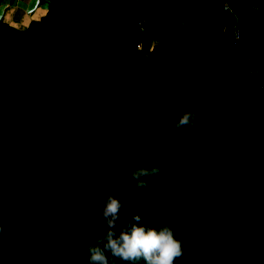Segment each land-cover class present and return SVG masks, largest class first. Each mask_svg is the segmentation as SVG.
Segmentation results:
<instances>
[{
  "label": "trees",
  "instance_id": "trees-1",
  "mask_svg": "<svg viewBox=\"0 0 264 264\" xmlns=\"http://www.w3.org/2000/svg\"><path fill=\"white\" fill-rule=\"evenodd\" d=\"M261 1L262 10L250 11L241 7L245 0H151L146 22L153 44L147 55L136 54L142 36L134 24V0H49L37 27L25 32L0 21V75L3 84L9 82L3 92L0 82V223L4 225L0 264H89L88 245L108 227L101 215L103 198L109 192L118 195L127 190L117 218L123 222L137 211L131 189L138 187L131 169L148 162L161 169L158 159L161 162L160 151L166 146L160 139L154 147L144 142L148 127L144 115L159 120L163 107L165 116L176 121L186 104L204 117V136L219 127V137L226 135L225 131H234L227 119L236 122V129L250 135L248 153L241 145L237 155L243 168L238 172L232 170L238 160L218 163L213 173L225 175L222 181L207 177L212 170L204 161L200 165L190 161L193 166L181 168L207 177L212 186L223 183L228 212L214 201L212 189L204 190L205 200L200 202L199 196H187L191 190L183 185L177 190L184 193L176 204L179 218L165 216V221H178V231L209 234L219 237V242L233 234L231 249L227 252L223 245L219 253L215 245L206 264H247L239 259L241 236L263 232L241 196L244 172L259 170L264 157ZM223 2L237 14V44L231 40ZM250 12L260 19L256 25ZM20 34L36 42H46L42 38L48 36L51 45L43 47L29 75L13 81L4 74L17 65L7 54L19 56ZM245 49L254 51L245 53L247 59ZM28 55L19 57L20 61ZM44 101L48 107L41 110ZM56 106L58 112L42 122ZM105 125L114 126L111 133L105 134ZM36 126L41 130L31 137ZM202 155L198 152L196 157ZM102 161L109 164L108 171ZM259 176L264 185V174ZM223 213H235V218H222ZM190 251L188 247L187 258L193 262ZM116 264L129 262L117 259Z\"/></svg>",
  "mask_w": 264,
  "mask_h": 264
},
{
  "label": "rangeland",
  "instance_id": "rangeland-1",
  "mask_svg": "<svg viewBox=\"0 0 264 264\" xmlns=\"http://www.w3.org/2000/svg\"><path fill=\"white\" fill-rule=\"evenodd\" d=\"M151 0H134V12L136 14L135 19V28L140 31L142 40L137 44L136 46V54L139 55L140 53H144L145 55L148 54L149 49L152 47V38L148 34L147 29V22H146V15H147V7L150 4ZM162 2H166V0H162ZM222 6H224V16L227 20L228 28L231 31V40L234 44H237V41L240 37V25L237 18V14L225 3H222ZM245 10L250 11H258L262 10V1L261 0H245L243 5L241 6ZM251 13V20L253 25H256L257 22H260L258 19L257 13L250 12ZM257 16V18H256ZM1 19V18H0ZM40 19H21V21L12 22L9 23L6 22L9 26H11L13 29L18 30L19 32H25L29 27H37L36 22H38ZM257 33V34H256ZM255 35H258V32H256ZM40 39V38H39ZM45 39L46 42L41 41H34V38L30 39L28 37H25V35L20 34L18 37V40L20 43H18V50H19V56L11 58V55L7 54L8 60L11 61L13 65L10 67V70L6 71V74L4 76H7L10 80H17L25 75H29L28 71L30 72L32 66L34 65V62L38 59L40 56L39 54L43 51L46 46L50 47L51 42L49 40V37L46 36ZM254 41L257 42V39ZM47 43V44H44ZM25 45V46H24ZM46 50V49H45ZM11 53V51H9ZM247 52H254L251 49H245L244 55L247 59ZM26 53L29 55L27 58L23 61H20L21 59L19 57L25 58ZM15 54V53H14ZM47 53H44L42 56L46 58L45 56ZM68 62L67 60L63 61V63ZM250 64V63H249ZM20 65V67L18 66ZM251 71L254 73H257L256 67L250 64ZM47 67L43 69L42 72H46ZM9 73V74H8ZM3 74L0 75V82L3 81ZM5 81V80H4ZM13 81L12 85L13 86ZM9 82H7L8 84ZM6 83H2V92L5 91ZM64 92L62 93V95ZM61 95V96H62ZM46 97H48V94H46ZM43 100V99H42ZM44 101L41 104V110H44L48 107V102ZM45 103V104H44ZM54 110L48 111V115H46L42 122L45 121L47 116H50L52 113L58 112L56 111L57 106L53 107ZM160 116L159 120H157V117L152 116H145L147 119V129L143 136V140L145 143H147V146L154 147V143L157 140H161L165 146L166 150L160 151L161 156V162L160 159H158V164L160 165L161 169L158 173L152 175L143 177L147 180L148 186L147 187H138L136 189H131V194L135 198V202H137L135 205L137 206V211L135 213L139 212L141 214V221L140 223L149 225V226H158L161 223H169L174 228V232L177 236V238L181 239L182 245L185 249L184 256L181 259L180 264H206V256L208 252H210L213 248H215V245L219 247V253H221V249L227 250L231 249V245L234 244L233 239H229L230 236H233L228 234V236H225L222 238L223 242H219V237H213L209 234H198L196 232H181L178 231V227H175V223L178 224V221L172 222L171 219H169V222L165 221V216L169 217H178V214H176V204L178 203V199L184 194L179 193L177 190H181L183 188V185L186 187L187 190H191L188 193H185L187 196H190V198L196 197L197 200H201L200 202H203L205 199L203 198L204 190L206 189H212L213 192V198L215 202H218L219 206L224 205V210L228 212L227 206H229L228 202L225 201L227 197H225V185L223 183L215 186H212L210 183L206 182L205 179L210 176H212L214 179L219 178L220 181L226 180L225 175H219L217 174L218 171L214 174L213 171H215V168L217 167L218 163L226 160H238V165L234 166L232 170H235L238 172L240 168H243L242 163L240 162L241 159H239V156L237 155L238 152L241 150V145L244 147L245 151L247 150L248 153V144L249 141L247 140L250 135L247 134L243 128H238V125L236 122L231 119L229 120V126H233L234 131H225L226 135H221L219 137V133L222 131L221 127H219L218 131H211L208 136H204L202 133L205 129V119L204 117L201 118L200 115L197 116V119L194 122L193 126H182L180 128H177L175 126V120L168 119L166 115L165 108H160ZM172 112V111H171ZM172 113H170L171 115ZM202 119V120H201ZM224 120V119H223ZM22 120L19 119V121L15 124V128L17 129L19 127V124ZM171 121V123H169ZM211 122L210 120L208 121ZM207 122V123H208ZM206 123V124H207ZM222 125V123H220ZM107 130H104L106 133H111V130L114 128V126L111 125H105ZM157 129V130H156ZM41 130V126H36L31 129V137L34 135L35 132H38ZM197 130V131H196ZM196 132H199V136L195 134ZM242 138V142H237L236 140L238 138ZM246 137V138H245ZM248 137V138H247ZM33 139V138H31ZM141 142V141H140ZM198 152H202V156H197ZM141 155V154H140ZM165 156V157H164ZM171 156V160L170 157ZM164 158V159H163ZM171 161V165L166 167V163ZM176 160V161H175ZM199 162L198 165L204 161V165L208 166V169L212 170L211 173L208 172L209 176L203 178L201 175L197 173H188V171H184L182 168L183 164L189 166L192 163ZM190 161H194L190 163ZM236 162V161H235ZM152 162L146 163V165H153ZM261 168L259 170H253L249 169L248 171L244 172L245 177L243 183H242V193L241 196L243 197V202H246L247 211H249V215L254 214L253 217H255V224L258 223L261 224V229L263 230L262 233H253L252 231L249 233L248 236H243V242H242V236L238 233V237L241 236V244L239 247V253L241 252V256H239V259L242 262H245L247 264H264V185H262L260 182V176L259 174H264V157L261 162ZM101 166L103 169L108 171L109 164L107 161H102ZM122 167L130 169L131 167L127 165L126 163H122ZM214 168V169H213ZM223 169V168H222ZM164 170V173L162 174ZM99 171V170H97ZM101 171V170H100ZM174 171H178L177 175L175 176ZM180 171H184L183 174H181ZM191 171V170H190ZM168 172V173H167ZM188 174V176H187ZM185 175V177H184ZM257 175V177H256ZM175 176V177H174ZM184 177V178H183ZM105 177H103L104 179ZM168 180V183H167ZM156 181V183H154ZM186 190V191H187ZM195 190L196 192L194 193ZM185 191V192H186ZM251 198V199H250ZM248 200H251L250 202ZM147 202H149L147 204ZM164 202V203H163ZM163 204V205H162ZM183 204V203H182ZM72 205V203H71ZM184 207L183 205L180 206V208ZM222 208V209H223ZM234 208H237L236 205H234ZM233 208V209H234ZM223 210V211H224ZM131 215H133L131 213ZM222 218H235V213L229 215L228 213H223ZM131 218V216H129ZM126 218L123 222L116 221L115 226L120 229V227L129 219ZM179 218V217H178ZM177 218V219H178ZM257 219L259 222L257 223ZM180 220V219H179ZM258 224V226H259ZM223 226L227 225L226 223L222 224ZM222 230H225V227L222 228ZM235 235V234H234ZM240 235V236H239ZM230 240V241H229ZM223 245H226V247H222ZM246 246V248L241 247ZM188 247H191L190 256L193 260V262H190V260L187 258V250ZM189 256V255H188ZM227 257V256H226Z\"/></svg>",
  "mask_w": 264,
  "mask_h": 264
},
{
  "label": "clouds",
  "instance_id": "clouds-1",
  "mask_svg": "<svg viewBox=\"0 0 264 264\" xmlns=\"http://www.w3.org/2000/svg\"><path fill=\"white\" fill-rule=\"evenodd\" d=\"M184 23L181 20V24ZM197 116L198 113L186 104L175 126H193ZM159 170L156 165L136 166L131 169L130 176L137 187H147V180L143 177L152 176ZM125 191L118 195L109 192L102 200L101 215L108 227L95 242L88 245L89 264H116L117 259L129 264H140L141 261L143 264H175L176 259L184 255L185 249L169 223H161L155 227L140 223L141 214L137 212L118 232L115 230L122 201H127ZM3 230L4 225L0 223V232Z\"/></svg>",
  "mask_w": 264,
  "mask_h": 264
},
{
  "label": "crops",
  "instance_id": "crops-1",
  "mask_svg": "<svg viewBox=\"0 0 264 264\" xmlns=\"http://www.w3.org/2000/svg\"><path fill=\"white\" fill-rule=\"evenodd\" d=\"M49 0H0V21L9 23L21 19H41Z\"/></svg>",
  "mask_w": 264,
  "mask_h": 264
}]
</instances>
